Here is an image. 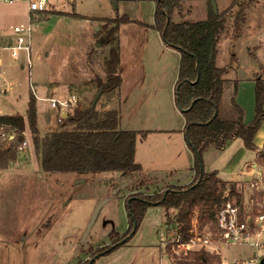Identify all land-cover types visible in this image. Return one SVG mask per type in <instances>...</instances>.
I'll return each mask as SVG.
<instances>
[{"label": "rangeland", "instance_id": "rangeland-1", "mask_svg": "<svg viewBox=\"0 0 264 264\" xmlns=\"http://www.w3.org/2000/svg\"><path fill=\"white\" fill-rule=\"evenodd\" d=\"M213 1L219 12L231 3L185 0L188 18H208L207 11H214ZM156 8V0H51L49 9L41 13L31 12L26 2H0V114L26 115L33 93L40 132L45 133L59 122L51 97L75 95L92 102L98 92L96 81L107 77L110 43L102 37L105 26L110 27L112 21L104 18L128 14L134 21L125 22L124 35L137 39L136 43L144 39V46L141 55L124 46L119 96L101 93L99 107L118 108L120 129L148 131L145 137L139 133L136 143L135 158L143 166L142 173L75 174L45 172L34 135L27 126L23 132L29 140L27 148L18 151L17 159L7 168L0 169V264H82L93 258L92 264H175L160 250V241L167 223L176 222L177 210L171 208L166 214L161 205L149 207L126 244L93 257L129 229L125 201L131 193L164 192L167 185L187 184L196 175V155L184 130L186 117L176 102L180 52L165 49L161 33L151 26ZM230 12L217 43V66L231 63ZM174 19L182 18L177 14ZM29 23L30 52L22 49L14 58L4 46L9 38L17 37L14 26ZM234 43L238 59L224 75L230 83L222 105H229L234 96L244 109L245 123H250L255 116L256 79H264L263 0L248 11L243 33ZM255 141L264 150V123ZM202 169L217 170L225 180L236 182L244 212L256 214L264 210V164L259 152L246 148L242 138H234L223 149L207 148L202 154ZM226 194H230L229 188ZM104 198L109 199L86 235L93 209ZM232 201H236L235 197ZM196 218L198 210L191 222ZM113 230L118 234L110 237ZM255 252L248 244L233 245L220 249L216 254L219 258L216 256L208 264H223V260L234 264Z\"/></svg>", "mask_w": 264, "mask_h": 264}, {"label": "trees", "instance_id": "trees-1", "mask_svg": "<svg viewBox=\"0 0 264 264\" xmlns=\"http://www.w3.org/2000/svg\"><path fill=\"white\" fill-rule=\"evenodd\" d=\"M156 1L155 20L151 26L161 33L168 46L180 52L176 102L184 109V130L196 155L197 171L188 184H170L164 192L146 193L137 190L131 193L125 201L130 219L129 229L111 246L95 253L93 257L126 244L138 229L150 206L161 205L165 207L166 214L171 208L176 209L175 220L186 230L191 225L195 210H198L200 225H215L218 213L228 199L233 200L235 197L236 201L233 202L242 206V194L236 189V182L223 179L217 170L207 172L202 169V154L207 148L214 146L223 149L234 138L240 137L246 148L259 152L264 164V150L255 141L264 123V79H256L255 116L250 123H245L244 109L234 96L227 108L222 105L225 88L230 83V79L224 75L233 68V62L238 59L234 51V41L242 35L248 11L258 0H231L225 11L217 14L211 11L208 18L202 20L188 18L189 9L185 0ZM229 12L233 17L231 63L217 66V43L225 32ZM177 14L182 18L179 21L174 19ZM104 19L112 21L110 27L105 26L102 37L110 43L106 59L107 77L99 78L96 87L98 91L102 89L103 94L118 98L123 81L119 70L121 48L118 32L122 23L134 19L128 14ZM234 82L237 89V83ZM99 101L93 108V101L88 103L86 100H79L67 114L61 115L56 128L41 133L36 97L30 93L26 115L21 112L0 114V133L7 134L5 137L0 136V169L7 168L10 162L17 159L18 145L25 138L23 131L28 126L34 135V142L39 149L40 165L45 172L142 173L143 166L135 158L136 143L138 134L145 137L148 131L120 129L118 108H100ZM8 134H14V138L9 140ZM228 188L230 194L224 196ZM117 234L118 231L113 230L109 236L115 237ZM216 256L200 250L193 253L192 260H181L177 264H208ZM93 262L94 260L89 259L82 264Z\"/></svg>", "mask_w": 264, "mask_h": 264}, {"label": "built area", "instance_id": "built-area-1", "mask_svg": "<svg viewBox=\"0 0 264 264\" xmlns=\"http://www.w3.org/2000/svg\"><path fill=\"white\" fill-rule=\"evenodd\" d=\"M2 2L14 4L26 2L31 12H41L48 10L51 0H0ZM14 31L17 33L15 39L4 46L11 51L14 58H17L19 51L24 49L29 54L31 48L32 25H16ZM3 47H0V52ZM79 98L75 95L63 98L51 97V106L58 109V119L76 105ZM25 133V131H23ZM1 137L7 136L5 132L0 133ZM14 134H8V139H13ZM29 140L25 137L18 145V151H25ZM229 194H226L228 196ZM168 227L161 236L160 246L168 259L177 264L181 260H191L196 251L205 250L219 254L220 249L233 245L248 244L256 249L254 256L237 260L234 264H258L264 259V210L253 214L244 212L240 205L228 199L218 213L217 223L200 225L198 218L193 219L190 227L182 229L176 222H168ZM213 246V249H208ZM223 264H228L223 260Z\"/></svg>", "mask_w": 264, "mask_h": 264}, {"label": "crops", "instance_id": "crops-1", "mask_svg": "<svg viewBox=\"0 0 264 264\" xmlns=\"http://www.w3.org/2000/svg\"><path fill=\"white\" fill-rule=\"evenodd\" d=\"M1 2V1H0ZM19 4L22 3V2H18ZM28 6V5H27ZM220 11V10H219ZM207 14H209V12L207 11ZM31 18H32V14L30 15ZM124 24L125 23H122L121 26H120V29H119V38H120V48H121V62H120V65H119V70H120V73L122 72L123 68H124V60H123V56H122V53H123V49H124V46L126 45L130 50L134 51L137 55L140 54L141 55V50L144 46V42L145 40L144 39H141V40H138V42L136 43L137 39H129L128 36L124 35V32H123V27H124ZM161 35V34H160ZM162 37V36H161ZM11 38H9V42H10ZM8 42V43H9ZM165 47V49H171L172 47L166 45V43H164L163 45ZM172 49H175V48H172ZM239 81V80H238ZM240 83V81H239ZM228 105L226 106H223V108H227ZM25 111V110H24ZM256 140V138H255ZM255 165H257V163H254ZM220 176V175H219ZM221 177V176H220ZM224 179V178H223ZM192 181V180H191ZM190 181V182H191ZM189 182V183H190ZM188 184V183H187ZM160 250H162L161 246H160ZM208 252L209 254H211L210 251H206ZM164 253V252H163ZM173 263V262H172Z\"/></svg>", "mask_w": 264, "mask_h": 264}, {"label": "water", "instance_id": "water-1", "mask_svg": "<svg viewBox=\"0 0 264 264\" xmlns=\"http://www.w3.org/2000/svg\"><path fill=\"white\" fill-rule=\"evenodd\" d=\"M213 7H214V9H213L214 10V13L217 14L219 12V10H218L217 4L214 1H213ZM101 93H102V89H99V91L95 95V97L93 99V102H92V105H91L93 108L95 107V105H96V103H97V101H98ZM182 110H184V109H182ZM24 113H25V111H24ZM65 114H67V111H65L64 115ZM108 199L109 198H104V199L100 200L96 204V206L94 207L93 212H92L91 217H90V220L88 222L87 228H86V235L88 234V232L90 231L92 225L94 224V222H95V220H96V218H97V216L99 214V211L101 210V208L107 202ZM92 260H94V258ZM258 264H264V259H261Z\"/></svg>", "mask_w": 264, "mask_h": 264}]
</instances>
